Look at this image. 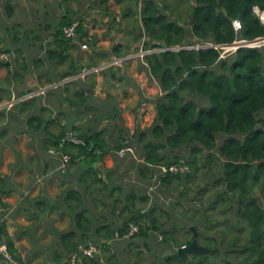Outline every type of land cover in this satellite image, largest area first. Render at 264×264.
Returning <instances> with one entry per match:
<instances>
[{"label":"trees","instance_id":"1","mask_svg":"<svg viewBox=\"0 0 264 264\" xmlns=\"http://www.w3.org/2000/svg\"><path fill=\"white\" fill-rule=\"evenodd\" d=\"M107 1L100 0L104 5ZM133 2L135 10H126L134 20L133 38L126 43L116 40L113 54L122 56L123 48L128 52L138 51L139 42L142 50L147 52L143 57L146 71L150 78L158 82L161 89V94L153 100L155 118L146 129L137 128L129 135L120 127L117 137H111L107 127L99 129L97 126L104 115L99 111L93 115L92 123L95 125L90 122L84 128L65 125L61 134L55 137L51 143L52 147L59 146L66 127H69L84 140V145L66 144L62 151L70 156L69 165L79 160L88 164L87 168H84V184H88L84 190L86 195H94L98 189L105 192L117 190L118 193L110 200L111 210L115 211L124 205L113 219L114 223L123 220L122 223L115 228L105 225L93 230L91 225L94 215L86 204L90 202L96 205L97 200L83 201L79 192L68 190L64 202L72 211L69 215L75 226L65 232H56L59 252L54 255L55 260L69 258L77 253L79 246L89 242L104 245L99 236L110 240L115 232L122 236L130 225L135 224L139 230L131 236L132 238H147L150 232H156L157 237L163 236V242L168 241L167 257H164L163 263L159 262L164 256L163 250L147 244L149 251H158L155 253L154 264H232L227 259L221 263L213 261L219 256L218 249L213 254L214 257L197 254L183 257L178 251L172 253L170 249L175 250L192 240L191 225L197 232L198 242L200 243L199 239L202 238L205 244L211 247L210 242L215 238L212 240L204 230L200 231V223L207 225L212 222V225H217V220L209 219L215 207L223 209L222 212L225 211L226 216L233 210L232 203H235L234 215L238 221H245L248 229L247 241L241 245L242 249L239 251L245 253L246 264H264V44L241 48L264 40L260 39L264 37V21L261 18L264 16V0H189L186 8L188 18L182 20L189 25V30L183 23L169 17L165 13L168 9L158 0ZM234 20L240 22L239 30H235ZM77 22L78 38L90 42L82 21ZM114 22L116 20L112 18L108 23L109 29ZM72 23L70 18H66L59 26L54 41L61 49L49 51L50 59H61L60 52L71 42V39L64 36L62 27ZM91 42L94 44V40ZM218 45L238 49L222 54L223 50L217 47ZM0 64L10 69L9 62ZM75 72H66L57 80L75 75ZM86 79L91 85L95 84L94 75L86 76ZM47 81L53 83L52 78H47ZM64 88L68 90V85H64ZM92 95L91 90L74 92L75 100L84 103ZM70 102L74 106L78 105L71 98ZM1 114L3 113L0 112ZM218 138L221 140L219 143ZM45 147L48 150L51 146ZM70 147L74 150L70 151ZM123 147H131L134 154L126 153L124 157L118 158L116 151ZM125 157H129L130 162H141V165H138V173L143 178H154L156 172L149 170V167H158L159 187L165 197L176 193L178 199H183L196 191L191 201L195 200L196 203H192L202 206L203 195L209 192L208 189L220 186V191H217L214 201L208 204L206 210L200 211L196 208L199 214L197 216L191 209L186 211L190 225L183 224L179 229L192 234L191 240L177 243V227L162 230L163 226H160L162 224L155 214L158 209L155 204L152 205L148 217H142L139 211L125 217L124 211H130L131 206L136 208L132 202L135 192H126L121 186H112V172L102 171L98 165L99 162L108 160L126 162ZM211 162H220L221 173L217 174L215 182L208 181L203 187L196 185L195 190L194 180L198 178L202 168L207 169V172L213 170L209 166ZM174 164L188 167L187 186L182 185L180 173L161 172L160 167L168 168ZM90 183L94 184L93 188ZM256 189L260 193L261 203L255 193ZM105 198L110 199L109 196ZM146 200H149L147 196L142 197L140 202ZM99 202L107 204L103 199H99ZM83 204L84 208H81ZM160 213L165 214L163 210H160ZM223 219L227 222L226 217ZM0 229V243L7 246L13 259L20 264L21 261L15 256L1 224ZM220 232L224 236V230ZM95 235L97 238H93ZM78 258L79 264H100L98 256ZM109 263L120 264L114 255L109 257ZM0 264L11 263L0 253Z\"/></svg>","mask_w":264,"mask_h":264},{"label":"crops","instance_id":"2","mask_svg":"<svg viewBox=\"0 0 264 264\" xmlns=\"http://www.w3.org/2000/svg\"><path fill=\"white\" fill-rule=\"evenodd\" d=\"M128 8L135 10L133 0H108L105 5L100 0H0V52L9 55L10 63V69L0 64V224L20 264H69L68 258L56 261L54 257L59 252L56 232L75 226L69 215L72 211L64 202L68 190L79 192L83 201L97 200L96 205L86 204L94 215L91 229L105 225L115 228L123 221L114 223L113 219L124 205L115 211L110 205L117 190L98 189L94 195H86L84 168L88 164L79 160L69 165L66 174L53 175L59 160L48 150L65 125L84 128L99 111L104 115L97 126L107 127L111 137H117L120 127L131 135L137 128L146 129L153 123V100L161 94L158 82L148 76L142 56L138 60H121L124 54L133 52L125 48L122 56L113 54L116 40L126 43L133 38L134 20ZM66 18L81 20L90 42L77 36L60 52V60L50 59L49 51L61 49L54 40ZM112 18L116 22L109 29ZM83 44L88 48L83 49ZM85 70L90 73L85 74ZM66 72L75 75L58 81ZM91 75L95 76L93 85L86 79ZM47 78H52L53 83ZM77 90H91L93 95L85 103L77 101ZM70 98L78 105H72ZM141 102L146 105L138 113ZM45 146L51 147L47 150ZM121 164L112 160L98 163L102 171L112 172V186L135 192L132 202L136 208L124 211L125 217L138 211L148 217L153 201L160 202L164 196L162 192H152L159 183V168L149 167L156 175L148 179L138 173L141 162H129L127 168ZM90 184L93 188L94 184ZM104 194L110 199L106 200ZM145 196L149 200L141 203ZM159 209L163 210L160 207L155 211L158 217L162 214ZM149 237L118 238L108 243L109 239L99 236L105 243L98 256L100 264H110L112 255L120 264L144 263L150 255L155 257L147 247L155 243ZM158 237V242H163V236Z\"/></svg>","mask_w":264,"mask_h":264},{"label":"rangeland","instance_id":"3","mask_svg":"<svg viewBox=\"0 0 264 264\" xmlns=\"http://www.w3.org/2000/svg\"><path fill=\"white\" fill-rule=\"evenodd\" d=\"M158 1L168 9L165 11V13L169 17L183 23L185 27L189 26L184 21H182V20H185L188 18V16L186 15L187 14L186 8L188 6L189 0H158ZM131 4H133V3H131ZM132 6L134 7V5H131V7ZM258 14H259V12H258ZM261 18L264 21V16H262ZM131 28L134 30L133 27H131ZM187 29L189 30V27ZM138 44L140 45V49L138 51L124 54V56L135 55L134 57L130 58L128 61L138 60L139 58H141L140 53L144 52V51L142 50L141 43L139 42ZM263 44L264 43H254V44H248V46L249 47L250 46L251 47H258V45L261 46ZM219 48H221L223 50L222 54L229 53V52L232 53L235 50H237V49H233V48H223L222 46ZM124 56H122V57H124ZM142 57H144V56H142ZM220 141L221 140L218 138V143ZM132 151L133 152H129V153L134 154L133 149H132ZM125 158H127L126 162H123V164H121L120 162L119 163L121 164L120 166L123 165L124 168H127L130 160H129V157H125ZM201 164H203V162H201ZM209 166L211 168H213V170H211L210 172H207V169L202 168L200 170L199 175L197 176L198 178L196 180H194L193 188L195 190L197 189L196 185H199V186L201 185L203 187L208 181L210 183L215 182V180L218 178L219 172L221 173L220 162H211L209 164ZM122 173H123V171H122ZM156 187L157 188L154 189V191H152V192H154L153 195H155L156 191L159 194L161 193V191H160L161 188L159 187L158 182H156ZM219 188H220V186L208 189L209 192L206 193L205 195H203V200H202L203 205L202 206L195 204L196 203L195 200L191 201L192 198H194V194L196 193L195 190H194L195 192L191 193L190 196H186L183 199H178L176 197V193H171L168 195V197L161 195L163 197V199L160 202L153 201V204L158 206V208L162 207L163 211L165 212V214L162 213L159 215V220L161 223H163L162 230H167V229H172V228L177 227L178 229L175 231V237H176L177 243H184L187 240H191L192 234H190L189 232H187L185 230L179 229L180 227L182 228L183 224L190 225V223L188 222V220L186 218V215H187L186 211H189L188 209H191L192 213L195 216L199 215L196 211V208L199 209L200 211L206 210V208H208V204H210L212 201H214L215 195L218 193L217 191H220ZM255 193H256V195L259 198V201L261 203L262 199L260 198V195H259L260 193L257 191V189L255 190ZM192 202H195V203H192ZM231 207L234 210L233 207H235V203H232ZM219 209L220 208L218 206H216L215 209L213 210V213H212L213 215L211 217H209V219H211V220H217L218 221L217 225H214V224L212 225V222H211V223H207V225L200 223V226H199L201 229L200 231L204 230L207 233V236L209 238H211V239L215 238L214 240L212 239L213 240L212 242H210V244L212 246L211 247L207 246L205 244V242L202 240V238L199 239L200 244L205 245V246L212 248V249H218L219 250V256L217 258L213 259V261H215L217 263H221L222 260L227 259L232 264H246L245 258H244L245 253H241L239 250L242 249L241 245L244 244L248 238L247 225H246L245 221H243V220L238 221L237 220L236 216L234 215L233 210L225 216L224 215L225 211L222 212L223 209H220V210ZM224 217H226L227 222L223 221ZM209 224H211L213 227H211V225H209ZM190 227H192V225ZM220 230H224V232H225L224 236L220 232ZM149 236H150L149 238L155 242L154 246L152 248H158L159 247L163 250L162 253H166V251H168L167 250L169 248L168 247V241L158 242L159 241L158 239L160 237H157L153 233H150ZM232 244H237L238 246L234 247V246H232ZM214 246H215V248H214ZM178 248H179V246L175 250L174 249H170V250L172 253H175L178 251ZM155 253L157 254L158 251ZM164 257L165 256L161 257V260L159 261L160 263H163ZM166 257H167V255H166ZM212 257H214V255H212ZM154 262H156L154 255H150V257L148 259L145 258L144 263L138 262V264H154ZM172 264H179V263L172 262Z\"/></svg>","mask_w":264,"mask_h":264},{"label":"built area","instance_id":"4","mask_svg":"<svg viewBox=\"0 0 264 264\" xmlns=\"http://www.w3.org/2000/svg\"><path fill=\"white\" fill-rule=\"evenodd\" d=\"M257 11L258 10L255 9V12L258 14ZM78 25H79V22L75 21L71 25L64 26L63 27L64 36L67 39H71V40H74L75 38H77V36H78V33H77ZM233 25H234L235 30H239L241 27L240 22L238 20H234ZM221 46L222 45H219L217 47H221ZM247 47H249V46H247ZM82 48L87 49L88 48L87 44H83ZM235 49H237V48H235ZM146 53L147 52H141L140 55L144 56ZM134 56L135 55L124 56L121 60H128ZM118 61H120V60H118ZM118 61H115V63ZM4 62H9V55L7 53L0 52V63H4ZM87 73H90V70L89 71L85 70V74H87ZM145 105H146V102H141L140 108L138 109V113L141 112L142 108L143 109L145 108ZM66 144L81 146V145H84V140L81 137H79L78 134L74 130H72L69 127H66L64 136L61 138L59 146L50 148L48 150V152L50 154L57 156V158L59 160V164L57 165L55 170L52 172L53 175L64 174L68 169L70 156L67 153H63V151H62L63 147ZM128 152H133L132 148L131 147H123V148L116 151V155L119 158H122ZM160 169H161L162 173H165L167 171H171L173 173H181L183 171L188 172V167L186 165H183V164H174L168 168L165 166H162V167H160ZM0 212H3V209L1 208V206H0ZM138 230H139L138 226L135 224H132V225H130L128 231L125 232L122 236H120V234L118 232H115L114 237L112 239L108 240L107 242L109 243L110 241H112L114 239H118V238H126V239L131 238V236L135 235L138 232ZM0 232H1V229H0ZM101 248H102V245L100 243L89 242L86 245L79 246L77 253L71 255L67 259V261L69 262V264H79L78 263V259H79L78 257L79 256H83V257L99 256ZM0 253L11 264H18L13 259L12 255L8 252L7 246L4 243H0Z\"/></svg>","mask_w":264,"mask_h":264},{"label":"water","instance_id":"5","mask_svg":"<svg viewBox=\"0 0 264 264\" xmlns=\"http://www.w3.org/2000/svg\"><path fill=\"white\" fill-rule=\"evenodd\" d=\"M195 0H193L194 2ZM260 39H264V37H261ZM259 43H264V40H262L261 42ZM219 46V45H218ZM260 46V45H258ZM247 46L245 47H241L242 49L246 48ZM187 177H188V172L186 171H183L180 173V179H181V183L183 186H187ZM190 230L193 232V238L192 240L186 244V245H183V246H180L178 248V254L180 256H186V255H189V254H197V255H213L215 252H217V249H212V248H209L205 245H201L198 240H197V232L196 230L194 229V227H190Z\"/></svg>","mask_w":264,"mask_h":264},{"label":"clouds","instance_id":"6","mask_svg":"<svg viewBox=\"0 0 264 264\" xmlns=\"http://www.w3.org/2000/svg\"><path fill=\"white\" fill-rule=\"evenodd\" d=\"M238 49V48H237Z\"/></svg>","mask_w":264,"mask_h":264}]
</instances>
